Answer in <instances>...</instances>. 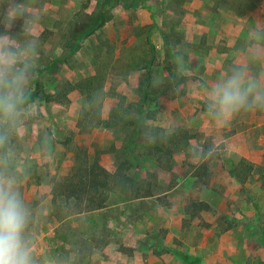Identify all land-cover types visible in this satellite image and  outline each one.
<instances>
[{
	"label": "rangeland",
	"instance_id": "374dc122",
	"mask_svg": "<svg viewBox=\"0 0 264 264\" xmlns=\"http://www.w3.org/2000/svg\"><path fill=\"white\" fill-rule=\"evenodd\" d=\"M9 2L0 0V15ZM25 2L41 16L28 101L36 111L12 124L0 119V172L21 180L39 264H264V111L241 112L216 130L206 127L203 105L222 69L242 58L248 34L264 28V0ZM89 17H100L102 26L61 62L73 24ZM122 83L119 114L134 124L86 131L90 96L110 114L118 98L104 99ZM72 84L87 95L69 91ZM157 123L200 139L209 128L219 146L203 159L185 149L167 170L150 154L146 132ZM227 133L239 135L219 142ZM93 143L123 147L128 174L149 182L154 194L133 198L110 188L105 207L72 213L63 196H53V181L72 156L85 159L79 147L92 159ZM243 154L253 173L240 183L230 168ZM202 164L208 175L198 177ZM200 201L209 209L197 210Z\"/></svg>",
	"mask_w": 264,
	"mask_h": 264
},
{
	"label": "clouds",
	"instance_id": "9594fccd",
	"mask_svg": "<svg viewBox=\"0 0 264 264\" xmlns=\"http://www.w3.org/2000/svg\"><path fill=\"white\" fill-rule=\"evenodd\" d=\"M40 21L39 12L30 11L25 0H10L0 15V119L9 124L36 111L28 101L40 58ZM242 53V58L223 68L206 89L203 105L209 128H227L241 112L264 111V69L259 67L264 65V28L248 34ZM172 132L166 126L162 135ZM3 139L0 134V143ZM190 150L197 156L203 152L199 143L192 144ZM33 220L20 178L16 173L0 172V264H39Z\"/></svg>",
	"mask_w": 264,
	"mask_h": 264
},
{
	"label": "trees",
	"instance_id": "16d2710c",
	"mask_svg": "<svg viewBox=\"0 0 264 264\" xmlns=\"http://www.w3.org/2000/svg\"><path fill=\"white\" fill-rule=\"evenodd\" d=\"M102 24L103 21L100 17L92 19H90V17L87 19L83 18L82 21L77 20L73 24L75 28L73 27L68 33V51L62 52L59 60L63 62L71 55H74L82 39L93 34ZM142 68L146 69L145 66ZM90 84L91 82L88 80V85L90 86ZM73 89H78L82 94L87 95L80 84L70 85L69 91ZM152 89L154 93H161L157 88ZM108 95L116 96L118 102L110 110L107 119L101 118L100 105H96L95 99L89 95L91 98L89 100L91 101L90 104L95 106L92 114L88 112H84L83 114L86 118L85 120H87L86 131L98 126L114 128L118 125L125 126L127 123L131 125L134 124L133 120L127 121L123 118V115L120 116L119 114V111L122 110L121 112H123L125 96L118 94L115 89L110 90ZM97 100L98 97L96 98V101ZM112 114H115L117 119L111 117ZM171 128L173 132L168 136L162 135L165 129V127L162 126L148 127L146 132L151 146L150 154L160 166L167 170H170L171 160L178 155L179 152L191 148V145L194 143H199L203 148V152L198 156L196 155L200 159L205 158L207 154L211 153L219 146L213 136L210 135L209 128H206L203 134H201L204 136L201 139L196 133L190 132L188 129L178 125ZM139 135L140 133L136 134L133 141H135V138ZM200 140H202V142H199ZM93 146L96 147L92 159L89 160L86 148L79 147L78 152L81 153L85 159L78 162L72 156V159H70L64 170L58 173L53 181V196H63L68 202L67 204L72 213H80L105 207L108 199L107 191L110 188H115L123 194L129 193L133 198L148 197L154 194L149 182L141 180L138 183L134 177L128 174V159L120 155L123 151V147L117 148L110 145L109 148H102L97 147L98 145L96 143H93ZM201 167H203V172L199 173V170H197L196 175L198 177L201 175H208L207 167L203 164ZM230 173L238 182L243 183L253 173V165L250 163L249 158L240 157L236 164L231 165ZM207 180L208 178L203 180V182L207 183ZM195 208L197 210H207L209 209V205L207 202L200 201L195 205Z\"/></svg>",
	"mask_w": 264,
	"mask_h": 264
},
{
	"label": "crops",
	"instance_id": "0c3cea01",
	"mask_svg": "<svg viewBox=\"0 0 264 264\" xmlns=\"http://www.w3.org/2000/svg\"><path fill=\"white\" fill-rule=\"evenodd\" d=\"M143 68H140V69H138V70H135V71H138L139 73H141V72H143ZM140 75V74H139ZM131 78V77H130ZM133 78H135V77H133ZM122 82H124V84H125V80H123ZM132 84L134 85V86H137V81L136 80H134L133 82H132ZM74 90V89H73ZM118 94H122V95H124V92H123V83L121 84V85H119L118 87H116V90H115ZM115 98H117L116 96H112V95H107L106 96V98L104 99V105H105V103H112V102H114V101H116V99ZM100 116H101V118L102 119H107L108 117H109V110H108V107L107 108H105V107H103L102 108V113L100 112ZM156 125H158V126H162L161 124H159V123H157ZM256 127H260L261 126V123H258V124H256L255 125ZM98 127H101V126H98ZM163 127V126H162ZM206 127H208V126H206ZM206 127H204V128H206ZM95 128V127H94ZM104 128V127H103ZM105 129H109V128H105ZM105 131V130H104ZM224 132H226V130H224ZM237 135H239V133H230V134H226L224 137H221L220 138V141L219 142H224V141H226V140H228V139H233L234 137H236ZM241 157H245L244 156V154H243V156H241ZM246 158V157H245Z\"/></svg>",
	"mask_w": 264,
	"mask_h": 264
}]
</instances>
